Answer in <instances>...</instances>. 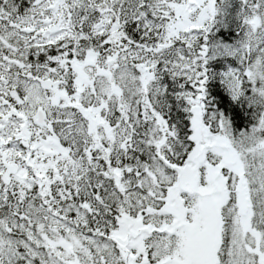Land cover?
I'll return each mask as SVG.
<instances>
[{
  "label": "snow or ice",
  "instance_id": "snow-or-ice-1",
  "mask_svg": "<svg viewBox=\"0 0 264 264\" xmlns=\"http://www.w3.org/2000/svg\"><path fill=\"white\" fill-rule=\"evenodd\" d=\"M0 264H264V0H0Z\"/></svg>",
  "mask_w": 264,
  "mask_h": 264
}]
</instances>
